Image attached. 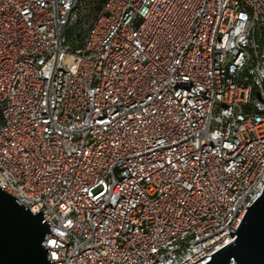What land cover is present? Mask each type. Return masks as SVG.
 Returning <instances> with one entry per match:
<instances>
[{"label":"built area","instance_id":"obj_1","mask_svg":"<svg viewBox=\"0 0 264 264\" xmlns=\"http://www.w3.org/2000/svg\"><path fill=\"white\" fill-rule=\"evenodd\" d=\"M0 0V188L53 264H197L264 191V0Z\"/></svg>","mask_w":264,"mask_h":264},{"label":"water","instance_id":"obj_2","mask_svg":"<svg viewBox=\"0 0 264 264\" xmlns=\"http://www.w3.org/2000/svg\"><path fill=\"white\" fill-rule=\"evenodd\" d=\"M233 241L197 264H264V191L249 208ZM47 217L0 188V264H53L45 243L53 235Z\"/></svg>","mask_w":264,"mask_h":264},{"label":"trees","instance_id":"obj_3","mask_svg":"<svg viewBox=\"0 0 264 264\" xmlns=\"http://www.w3.org/2000/svg\"><path fill=\"white\" fill-rule=\"evenodd\" d=\"M106 0H80L79 17L90 25L93 18L99 13Z\"/></svg>","mask_w":264,"mask_h":264}]
</instances>
